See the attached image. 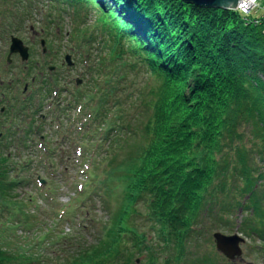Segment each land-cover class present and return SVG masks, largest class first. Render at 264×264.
I'll use <instances>...</instances> for the list:
<instances>
[{
  "label": "trees",
  "instance_id": "trees-1",
  "mask_svg": "<svg viewBox=\"0 0 264 264\" xmlns=\"http://www.w3.org/2000/svg\"><path fill=\"white\" fill-rule=\"evenodd\" d=\"M67 1L95 6L114 54L134 60L131 67L151 81L140 90L129 86L128 97L139 92L131 106L139 103L149 114L142 131L119 113L124 80L98 89L93 113L107 126L99 147L105 154L98 153L107 164L104 194H114L112 185L122 192L116 208L106 207L102 238L64 264H137L142 256L140 264H213L192 251L202 237L198 229L213 224L233 233L238 219L237 231L259 241L264 253V27L239 12L181 0ZM137 135L143 140L137 156L116 165ZM6 148L0 141V216L10 220L14 207L22 209L15 192L20 176L13 175L23 170ZM96 162L84 193L88 203L104 204V194L86 188L97 178ZM3 241L0 236V264H35Z\"/></svg>",
  "mask_w": 264,
  "mask_h": 264
},
{
  "label": "rangeland",
  "instance_id": "rangeland-1",
  "mask_svg": "<svg viewBox=\"0 0 264 264\" xmlns=\"http://www.w3.org/2000/svg\"><path fill=\"white\" fill-rule=\"evenodd\" d=\"M47 1L48 0H0V12L5 11L6 16H11V12L17 11L27 18L24 21L22 20L24 23H21L22 25H20V31L9 34L6 39H0V69L4 70L7 65L6 53H8L11 36L18 37L25 43L31 44L33 46H39L40 40L44 39L48 44H50V46L51 43L52 46H54L52 48V57L50 55L48 59H40V63L42 65H44L47 61L48 65L37 68L38 70H33L34 72L31 73V78L35 76H37V78L38 76H41V78H44L45 80L49 78H53L54 80L59 78L60 84L58 85V87H60V90L68 89L73 91L75 90V80L82 79V74L87 66L84 62L78 61V58L76 56L77 46H74L71 43L70 39L73 37L75 28H79L81 32L88 30V33H94L96 29L95 27L97 12L94 10H86V14H88L87 18L85 19L84 15L79 13L80 18L78 19L74 14L75 10L68 4H60V0H57L54 5L56 8H54V6H52V4L50 3H47ZM5 4H8V6H5ZM257 7L259 11L252 13V16L254 18H259L263 15L264 0H259ZM76 18L78 20L77 22L74 21V19ZM52 20L54 21V25ZM43 28H45V32H42ZM49 31H51V33ZM89 36L90 35L88 34L87 37ZM95 40L97 42L95 44H92V46H90L91 44H89L88 47V45L86 44L83 52L86 54L89 52L94 57H105L106 59L104 61V64H106L107 67H109L108 64L110 63V61L114 59L115 62L112 63L113 65H111L108 70L114 72L113 76H116V74H120L119 77L122 79H126L125 82L127 84L125 92H119V97L121 98V101L129 105H132V103L134 102L136 103L139 92L136 91L135 94H132L131 97H128L130 89L129 86H131L130 84L135 83V87L140 90L146 82L151 81L150 76L139 66L137 67V69L136 66L132 68L131 66L133 64H136L134 60H130L125 56H119V53L114 54L113 48L111 47L113 46L112 38L97 37V39ZM65 46H67V48H65ZM61 47H63V49H61ZM98 48L102 50L103 55L101 53H98ZM65 53L73 56V61L76 64L73 68H68L63 62ZM36 61H38V59L34 58V62ZM123 62H126L128 65H124ZM49 66L56 67L57 71L55 73L49 72ZM10 69H14L13 75H9L6 73L7 75L4 76V73L0 74L5 83L13 82L14 84L15 82L13 80H20L24 77V72L21 69V62H19L18 59L13 60L12 68ZM125 71H128L126 74L128 76H121ZM49 80L50 82L52 81L51 79ZM116 80L117 79L113 77L114 83L116 82ZM20 82H30V80L28 78H25L24 81ZM36 88H38V86ZM21 89L22 87L20 88V90ZM41 92L42 90H40V93ZM6 94L7 96H9L8 100L11 102L13 101V98L16 94L21 97L20 91L16 94ZM58 96L59 95H55V93H53L51 97L47 96V99L45 101L42 100L43 104L40 106L41 108L37 109L39 110V113L37 114L38 116L49 118L48 120H45L48 125L52 122L54 123L56 121V118L58 117L54 112L55 107H53V104H56V102L58 101L67 104L66 100L68 97L66 93L60 96L61 100H56ZM14 100L16 102V99ZM130 109L131 110L128 119L130 120V125L136 126L140 131H142L141 127H145L149 118V114L146 113L144 108H140L139 103H137L135 108L131 107ZM24 114H26V122L24 124H21L20 121L15 122L17 127L22 128L21 130H27L26 126H28L27 124L30 122V116H33V114L35 113H31L30 108H28L24 111ZM78 114L79 113H76V111H72L70 113H67L66 117L62 118L63 124L61 126V129H59V131L62 133L61 136L56 137L53 135V132H55L57 128L51 129L52 134H50L49 128H44V134L31 137L29 141L30 144H26V146H29L28 148H25L22 144H19L18 140L16 142V145L13 148H10L11 154L15 157L14 161H18L20 158L25 161H27L28 158H34L36 162L31 166L30 160L28 163L30 168L26 169V171L20 174V178H27L26 181H28L29 183H27L26 185L28 187L26 188L20 186L15 191L16 194L24 195L23 202L25 203V207L27 208V210H22V212H24L25 215L27 214V220L25 219V217L17 215V212H12L10 217L14 219L10 220L11 223L8 222V224L18 225V231H7L2 226L3 222L5 223L8 221L7 215L0 216V236L4 238L5 241H3V243L9 245V249L12 252L16 250H22L23 253L25 252V254L29 258L33 257V259L36 260L35 264H64V262L69 261L82 248L84 249L85 247L95 245L103 235L101 225L106 224L107 218L109 216V209H106V207H109L111 210L116 208L117 200L119 199L122 192L121 186L115 187V185H112L114 194L110 195L107 198L108 200H105L106 203L103 204L101 203V200L98 201L97 199L94 200V203H88L86 201L87 193L82 192L83 190H81V185H84L87 180H91V162L86 161L87 156L84 157L82 152V143H84V139H80V141H82L81 143H79L77 140H79V138L91 136L95 132L96 127L95 125H91L90 123L83 124L82 127H80L78 130L76 128V125H73L71 127V124H69L73 123V121H71V118L73 120L80 119V117H77ZM69 116H71V118H68ZM86 122L87 120H85L84 122L82 121V123ZM66 125L68 126L66 127ZM20 134L22 139L24 137V133L22 132ZM47 134H49V138H51L54 147L56 145L63 144L62 138L67 139V143H65V145L63 146L62 152L60 151L58 159L55 162L56 166L54 167V170H50L49 173L48 168L44 169L39 163L40 158L38 159L36 153L32 152V150L29 149L32 146H39L37 147V149H40V143L43 142L40 140V138H45V135ZM73 134L75 137L73 136ZM103 138V135L99 134L97 140H95V144L97 141L101 145V143H103ZM131 140L132 142H130V144L124 146V150L121 152L120 157L115 162L116 165L118 164V166H121L129 164L131 162V158L133 159L137 156L139 149L142 146L140 145V142L143 143V140H140V137L138 135ZM45 143L46 141L44 139L42 150H44L46 147ZM89 146L92 148V145ZM102 152L104 151L102 150ZM96 160H98L96 163L99 169L96 170L97 178L93 180L91 185L89 184L86 187L90 195L99 193L102 195L105 192L103 180L106 177L104 174V170H107V164L106 162L103 163L102 157L97 156ZM85 165H87L88 167H85ZM51 173H54L55 177L47 175ZM37 177H42V180H46L47 183L45 186H47L48 184L54 185V187L56 188L55 191H57V194H55L54 196L57 199L56 201H53L55 199H47L49 201V204H47L48 202L44 201V198H42V196L39 197L40 193H42V195H47L49 188L47 190H42L39 187V191L37 192V186L35 183ZM29 195H35L32 200L33 204L30 203L32 205H29L28 200L29 198H31L28 197ZM77 196H79L77 202H79L78 208L80 209V215L82 216V219H80L79 217V211L77 208L64 207V205H71V203L75 198H77ZM15 208L17 211L20 210V207ZM34 211H36L37 213L35 214ZM22 212L20 210V213ZM71 219L75 220L68 222ZM234 225L236 228L234 229V232L227 234L225 233V231H218L217 229H215L213 224L212 226L211 224H204L201 228L198 229L199 232L202 233V237L200 239H197V242H194V245H196V247L192 246V251L211 258L213 264H264V254L263 251H261L260 242L248 239L243 234L241 236L246 241L241 246L242 257L240 259L231 263L217 251L213 240V234L217 232L226 235L236 234L238 227L240 226V219H238V221H235ZM148 230L151 229L144 228V231L147 232ZM147 234L149 235V231L147 232ZM53 235H58L60 237V240L56 239L57 237L55 238V236ZM53 238L54 240H52ZM56 240L58 243H56ZM138 259L140 260V262H142L144 261L145 257L142 256Z\"/></svg>",
  "mask_w": 264,
  "mask_h": 264
},
{
  "label": "water",
  "instance_id": "water-1",
  "mask_svg": "<svg viewBox=\"0 0 264 264\" xmlns=\"http://www.w3.org/2000/svg\"><path fill=\"white\" fill-rule=\"evenodd\" d=\"M186 4L194 5L200 8L216 9V10H236L241 0H181ZM11 53H20L25 59H27V49L23 48L21 41L13 39V45ZM68 62L71 64V58H68ZM216 246L219 252H221L227 259L235 261L242 256V250L240 245L244 244V240L239 236H225L221 233L214 235Z\"/></svg>",
  "mask_w": 264,
  "mask_h": 264
},
{
  "label": "built area",
  "instance_id": "built-area-1",
  "mask_svg": "<svg viewBox=\"0 0 264 264\" xmlns=\"http://www.w3.org/2000/svg\"><path fill=\"white\" fill-rule=\"evenodd\" d=\"M256 0H245L239 7V9L244 12L248 13L251 9L255 7Z\"/></svg>",
  "mask_w": 264,
  "mask_h": 264
},
{
  "label": "flooded vegetation",
  "instance_id": "flooded-vegetation-1",
  "mask_svg": "<svg viewBox=\"0 0 264 264\" xmlns=\"http://www.w3.org/2000/svg\"><path fill=\"white\" fill-rule=\"evenodd\" d=\"M2 86H3V84H1L0 83V91H1V89H2ZM11 86V85H10ZM26 86V85H25ZM26 88V87H25ZM27 91H29V87H28V90ZM24 92V91H23ZM26 92V91H25ZM1 114H4V112H1Z\"/></svg>",
  "mask_w": 264,
  "mask_h": 264
},
{
  "label": "bare ground",
  "instance_id": "bare-ground-1",
  "mask_svg": "<svg viewBox=\"0 0 264 264\" xmlns=\"http://www.w3.org/2000/svg\"><path fill=\"white\" fill-rule=\"evenodd\" d=\"M236 11H238V10H236ZM242 16H243V18H246V13H243Z\"/></svg>",
  "mask_w": 264,
  "mask_h": 264
}]
</instances>
